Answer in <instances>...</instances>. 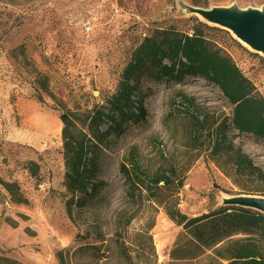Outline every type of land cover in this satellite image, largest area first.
Wrapping results in <instances>:
<instances>
[{"label":"rangeland","instance_id":"rangeland-1","mask_svg":"<svg viewBox=\"0 0 264 264\" xmlns=\"http://www.w3.org/2000/svg\"><path fill=\"white\" fill-rule=\"evenodd\" d=\"M193 8L263 10L264 0H0V254L23 264H130L119 238L134 264H168L180 233L201 240L206 253L174 264H210L207 256L247 238L264 250V235L248 234L242 224L216 218L189 226L178 217L220 210L224 199L250 194L255 184L212 155L209 131L230 122L234 107L200 77H144L147 121L107 137L98 158L106 188L78 224L68 212L62 113L74 123L72 133L87 132L79 117L115 93L143 38L170 26L192 33L205 22ZM209 26L205 34L264 97V55L230 30ZM229 136L264 170V139L233 128ZM30 162L39 165L36 177ZM123 164L140 166L155 180L150 200L129 199ZM167 181L175 195L164 190ZM149 227L153 250L138 236Z\"/></svg>","mask_w":264,"mask_h":264},{"label":"trees","instance_id":"trees-1","mask_svg":"<svg viewBox=\"0 0 264 264\" xmlns=\"http://www.w3.org/2000/svg\"><path fill=\"white\" fill-rule=\"evenodd\" d=\"M210 27L205 22H199L192 33L174 26L161 27L145 36L123 69L115 93L107 98L104 105L95 106L83 119L79 117L87 127V132L79 130L72 133L74 123L67 113H62L64 159L67 166L65 185L69 195L66 205L74 223H79L83 210L95 204L106 188L107 183L99 178L98 158L100 147L107 137L110 134L121 136L133 124L147 121L148 109L140 96L142 81L146 76L166 82H182L187 77H200L219 87L234 108L230 122L225 120L209 131L213 143L212 155L225 158L239 176L255 183L254 188L250 189L252 193L247 195L264 196V170L255 164L241 146H235L229 136L233 128L240 134L264 139V97L258 93L254 83L244 75L233 58L205 34V28ZM38 98L42 100L41 95ZM104 124L107 125L106 130L102 129ZM38 167L36 162H30V171L34 177L38 175ZM120 171L125 178L127 195L131 201L151 199L152 191L157 186L152 187L155 180L147 171L133 164H123ZM163 188L173 195L177 193L176 189L171 190L169 181L164 182ZM16 201L26 203L20 197ZM168 213L171 220L177 221L179 217L189 226L219 218L229 224L244 225L248 234L264 235V215L249 208L222 206L220 210L193 218L184 214L177 217L170 209ZM149 229L150 227L138 232V236L142 239H139L141 243L149 244L153 250ZM119 233L121 232H117V235ZM95 240L101 245L105 241L102 236H97ZM126 242L125 239H117L124 259L134 264L133 256L123 248L127 247ZM205 253L201 240L194 238L192 234L180 233L171 253L173 263L168 264L183 260L199 261ZM206 258L210 259V264H226L225 261H235V264H264V250L252 238H247L236 241L225 249H218L215 255ZM142 263L155 264L151 260ZM0 264L23 263L0 254Z\"/></svg>","mask_w":264,"mask_h":264},{"label":"water","instance_id":"water-1","mask_svg":"<svg viewBox=\"0 0 264 264\" xmlns=\"http://www.w3.org/2000/svg\"><path fill=\"white\" fill-rule=\"evenodd\" d=\"M191 12L202 17L209 25L230 30L253 51L264 55V9L193 8ZM222 206L249 208L264 215V196H233L224 199Z\"/></svg>","mask_w":264,"mask_h":264}]
</instances>
